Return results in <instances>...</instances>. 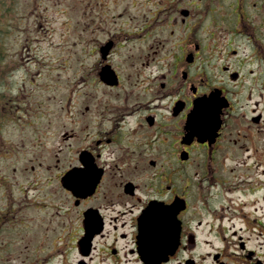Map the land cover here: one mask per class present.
<instances>
[{
	"label": "flooded vegetation",
	"instance_id": "af4514ba",
	"mask_svg": "<svg viewBox=\"0 0 264 264\" xmlns=\"http://www.w3.org/2000/svg\"><path fill=\"white\" fill-rule=\"evenodd\" d=\"M129 3L135 47L162 53L134 65L131 101L104 129L95 108L83 124L92 136L41 167L59 229L49 251L59 264H264V0ZM110 38L94 75L115 89ZM105 62L115 85L100 79ZM198 98L206 107L191 122ZM73 168L81 182L97 177L90 192L62 185Z\"/></svg>",
	"mask_w": 264,
	"mask_h": 264
},
{
	"label": "rangeland",
	"instance_id": "374dc122",
	"mask_svg": "<svg viewBox=\"0 0 264 264\" xmlns=\"http://www.w3.org/2000/svg\"><path fill=\"white\" fill-rule=\"evenodd\" d=\"M129 1L0 0V264H29L40 242L36 264H58L48 259L49 238L59 229L43 197L54 184L40 169L55 154L63 159L67 143L92 136L83 124L95 108L104 129L114 108L131 101L123 94L134 65L161 56L157 43L135 47ZM109 37L122 75L115 89L94 75L98 47ZM66 132L74 135L66 139Z\"/></svg>",
	"mask_w": 264,
	"mask_h": 264
},
{
	"label": "water",
	"instance_id": "95a60500",
	"mask_svg": "<svg viewBox=\"0 0 264 264\" xmlns=\"http://www.w3.org/2000/svg\"><path fill=\"white\" fill-rule=\"evenodd\" d=\"M110 46H111V42H108L105 46L101 47V52L105 54ZM102 74H103L102 78L106 80L108 83L116 82L115 75L113 74V72L104 70ZM71 185L75 186V184H71Z\"/></svg>",
	"mask_w": 264,
	"mask_h": 264
}]
</instances>
